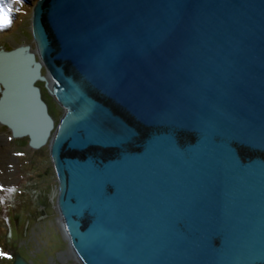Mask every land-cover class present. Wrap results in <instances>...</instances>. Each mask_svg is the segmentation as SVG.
<instances>
[{
    "label": "water",
    "instance_id": "water-1",
    "mask_svg": "<svg viewBox=\"0 0 264 264\" xmlns=\"http://www.w3.org/2000/svg\"><path fill=\"white\" fill-rule=\"evenodd\" d=\"M29 31L0 126L48 147L58 262L264 264V162L237 155L264 154V0H38Z\"/></svg>",
    "mask_w": 264,
    "mask_h": 264
},
{
    "label": "rangeland",
    "instance_id": "rangeland-1",
    "mask_svg": "<svg viewBox=\"0 0 264 264\" xmlns=\"http://www.w3.org/2000/svg\"><path fill=\"white\" fill-rule=\"evenodd\" d=\"M30 16L31 13L26 14L15 30L0 36V48L11 51L24 44L34 50ZM41 96L51 113L47 92L42 91ZM1 136L7 138L5 145L9 151L4 155L0 152V252L9 257L15 253L31 264H63L56 261V254L66 260L68 247L61 237L51 198L56 179L48 159V147L32 151L26 139H11L3 126H0ZM6 156L9 159L5 164ZM67 263L74 264L69 260ZM0 264H11V259L0 256Z\"/></svg>",
    "mask_w": 264,
    "mask_h": 264
},
{
    "label": "flooded vegetation",
    "instance_id": "flooded-vegetation-1",
    "mask_svg": "<svg viewBox=\"0 0 264 264\" xmlns=\"http://www.w3.org/2000/svg\"><path fill=\"white\" fill-rule=\"evenodd\" d=\"M41 74H42V76H46V71H45L44 67H42V69H41ZM40 84H41V86L39 87L38 86V83H37L36 84V87L39 88L40 94L42 95V91H44V92H47V91L45 89L44 83H40ZM52 85H53V82H52L51 86ZM48 96H49V99H50V102H51L50 103L51 104V113L49 111V108L50 107L46 104V102H44V101L43 102L46 104L47 112H48L49 116L51 117V119L54 122V130H55V128L57 127V125L59 123L60 117L64 114V112H66V108L63 105H60V103L56 99L54 101V98H51V96L49 94H48ZM93 97H95L99 102L103 103L104 106H106L107 108H109L110 111L115 116H118V117L122 118L123 120H125L128 123L129 126H132V127L133 126H136L135 120L132 119V118H129L127 115H125L124 112L121 111V110H119L116 106H114L112 104V102H110L109 100H105L103 98H99L98 96H96V94H93ZM41 98H42V96H41ZM57 105L61 107L62 112H60V111L57 110ZM144 131H147V130H144ZM190 139H193V138L191 137ZM237 155L240 157V159H241L242 162L249 161V160H252V159H258V160L264 162V154H262V153L261 154H253V153H251L248 150L243 149V148H237ZM57 255L58 254H56V261L58 262V258H60L61 255H59V256H57ZM12 263H13V260H11V264ZM67 264H71V263H67Z\"/></svg>",
    "mask_w": 264,
    "mask_h": 264
},
{
    "label": "bare ground",
    "instance_id": "bare-ground-1",
    "mask_svg": "<svg viewBox=\"0 0 264 264\" xmlns=\"http://www.w3.org/2000/svg\"><path fill=\"white\" fill-rule=\"evenodd\" d=\"M37 1L38 0H21L20 3H15L13 2V0H7V2L11 4L12 11L8 13L9 23L7 25H4L2 22H0V36L8 34L10 31L15 30V28L19 24L20 19L24 17L26 14L32 12L35 3ZM49 82L52 84L53 81L49 79ZM2 141L4 142L5 145V141H7V138H4L2 136L0 137V152L2 151V154L4 155V153L9 151V148L6 145L4 146L2 144L3 143ZM8 159L6 156L5 164L8 163Z\"/></svg>",
    "mask_w": 264,
    "mask_h": 264
},
{
    "label": "snow or ice",
    "instance_id": "snow-or-ice-1",
    "mask_svg": "<svg viewBox=\"0 0 264 264\" xmlns=\"http://www.w3.org/2000/svg\"><path fill=\"white\" fill-rule=\"evenodd\" d=\"M15 3H20L21 0H13ZM12 11L11 4L7 2V0H0V22L4 25L9 23L8 13ZM0 256H4L7 259H11V257L6 256L5 253L0 252Z\"/></svg>",
    "mask_w": 264,
    "mask_h": 264
}]
</instances>
